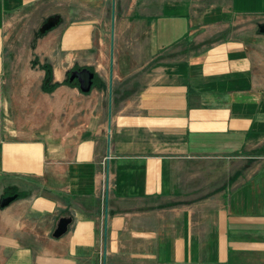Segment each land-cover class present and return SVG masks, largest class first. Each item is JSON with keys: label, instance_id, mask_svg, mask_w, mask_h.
<instances>
[{"label": "crops", "instance_id": "crops-1", "mask_svg": "<svg viewBox=\"0 0 264 264\" xmlns=\"http://www.w3.org/2000/svg\"><path fill=\"white\" fill-rule=\"evenodd\" d=\"M263 22L264 0H0V264H264Z\"/></svg>", "mask_w": 264, "mask_h": 264}, {"label": "water", "instance_id": "water-1", "mask_svg": "<svg viewBox=\"0 0 264 264\" xmlns=\"http://www.w3.org/2000/svg\"><path fill=\"white\" fill-rule=\"evenodd\" d=\"M59 17L57 15H53L47 18V20L41 25L39 28V32H45L46 30L53 27ZM258 29L260 32H264V22L260 23L258 25ZM94 73L90 71L88 68L83 67L80 69H75L69 72L68 80L69 81H76L79 89L82 92H88L92 86V79H93ZM47 81V79L45 80ZM16 197V194L3 196L0 198V207H3L7 205L10 201H12ZM71 218L70 217H61L59 218L57 225L52 233L54 237H59L63 233L66 232L67 226L70 223Z\"/></svg>", "mask_w": 264, "mask_h": 264}, {"label": "trees", "instance_id": "trees-1", "mask_svg": "<svg viewBox=\"0 0 264 264\" xmlns=\"http://www.w3.org/2000/svg\"><path fill=\"white\" fill-rule=\"evenodd\" d=\"M49 74H50V73L48 72V73H47V76L50 77ZM48 82H49V80L45 83V88H46V89H51L54 85L57 84V83H54V84H48ZM67 82H68V83H73V81H69V80H67Z\"/></svg>", "mask_w": 264, "mask_h": 264}, {"label": "rangeland", "instance_id": "rangeland-1", "mask_svg": "<svg viewBox=\"0 0 264 264\" xmlns=\"http://www.w3.org/2000/svg\"><path fill=\"white\" fill-rule=\"evenodd\" d=\"M260 17V16H259ZM35 34H36V32H35ZM36 37L37 36H34V40L36 39ZM50 75V74H49ZM48 79H50V77L48 76ZM48 79H47V81H48ZM67 80H68V76H67V79L65 80V82H67ZM46 81V82H47ZM96 82V77L95 76H93V79H92V84H94ZM43 85H45V84H43Z\"/></svg>", "mask_w": 264, "mask_h": 264}]
</instances>
